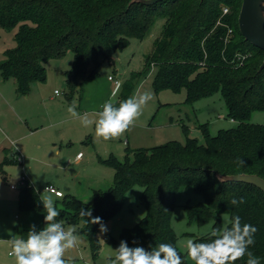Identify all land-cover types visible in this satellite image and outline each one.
I'll use <instances>...</instances> for the list:
<instances>
[{
	"label": "trees",
	"instance_id": "trees-1",
	"mask_svg": "<svg viewBox=\"0 0 264 264\" xmlns=\"http://www.w3.org/2000/svg\"><path fill=\"white\" fill-rule=\"evenodd\" d=\"M130 1L0 0V28H16L14 46L2 53L0 76L13 78L17 94L26 95L32 82L45 80L46 60L69 50L73 64L66 71V82L73 88L79 80L94 76L99 64L126 47L129 38L142 40L155 17H160L164 19L160 36L142 69L122 83L114 104L131 96L137 81L154 67L155 90L185 89L186 103L220 90L228 117L238 124L213 136L202 125L204 142L186 135L184 142L169 140L151 147L126 148L123 160L110 155L106 162L114 168L112 185L93 190L90 202L68 193L59 197L55 202L61 215L56 219L76 225L96 255L99 226L91 222L82 225L80 208L92 206L93 216L105 221L120 210L125 191L139 184L145 213L134 226L121 230L120 239L130 244L137 239L145 247L172 243L187 264V250L178 248L170 216L179 189L190 186L201 194L203 202L183 205L189 218L195 217L199 223L212 219V228L221 229L220 213L229 218L240 215L242 223L258 229L250 249L264 264V192L249 183L217 177L247 173L264 179V124L248 122L252 111H264V66L260 68L264 50L248 43L238 29L242 0ZM16 161L15 157L5 158L0 170L3 164ZM22 181L17 192L18 210L36 211L43 221L46 210L39 191L28 179ZM233 197H243V203L231 205ZM27 229H20L19 236L26 237ZM201 238L206 234L193 240ZM246 260L245 256L234 264H246ZM191 264H195L193 259Z\"/></svg>",
	"mask_w": 264,
	"mask_h": 264
},
{
	"label": "rangeland",
	"instance_id": "rangeland-1",
	"mask_svg": "<svg viewBox=\"0 0 264 264\" xmlns=\"http://www.w3.org/2000/svg\"><path fill=\"white\" fill-rule=\"evenodd\" d=\"M163 23L164 19L155 17L142 40L129 38L126 47L99 64L94 76L79 80L73 88H69L66 82V71L73 64L69 50L60 57L46 60L45 80L32 82L26 95L17 94L13 78L2 79L0 76V163L13 154L19 156L15 163L3 164L4 174L0 171V237H4L0 238V264H15V258L8 254V236L19 237V230L32 223L42 226L38 212L17 208L22 177L32 183L41 198L52 195L55 201L63 197H55L44 190V186L50 183L65 193L90 202L93 190H106L112 185L114 168L106 162L110 155L123 160L127 149L151 147L169 140L184 142L186 135L204 142L202 125L213 136L220 129L238 124L228 117L220 90L193 103L185 102V89L155 90L152 86L154 67L137 81L132 92V95L151 92L152 98L143 107L142 115L123 134L104 139L96 135L94 125L83 126L78 116L67 111L68 106L74 104L80 114L87 113L90 119H94L105 101L116 103L122 83L132 72L142 69L154 40L161 34ZM15 31L16 28H0V60L3 51L14 46ZM109 76L119 79V84L114 85ZM248 122L264 124V111H252ZM12 141L18 142L17 148ZM77 153L82 154L78 160L75 158ZM3 175L6 181L2 179ZM11 183H15L16 188H10ZM141 191L139 184L128 188L120 210L104 221L109 231L106 234H101L99 229L96 231L99 243L96 255L92 254L89 239L79 233L76 247L68 249L65 257L71 258L74 264H106L112 247L121 240V230L134 226L145 213L139 200ZM198 202H203V197L190 186L179 189L170 223L182 252L187 250V240L212 230V219L199 223L195 217L190 219L183 209L184 204ZM219 216L222 229L229 217L227 213ZM63 224L66 228L69 226ZM191 262L187 256V264Z\"/></svg>",
	"mask_w": 264,
	"mask_h": 264
},
{
	"label": "clouds",
	"instance_id": "clouds-1",
	"mask_svg": "<svg viewBox=\"0 0 264 264\" xmlns=\"http://www.w3.org/2000/svg\"><path fill=\"white\" fill-rule=\"evenodd\" d=\"M152 98L151 92L133 94L118 104L111 100L105 101L97 111L96 117L90 119L87 113L80 114L74 104L67 111L72 116H78L85 127L93 126L97 136L109 139L123 134L129 126L142 115L143 107ZM17 148V141H12ZM82 154H78L77 159ZM240 164L244 161L237 158ZM55 196L64 193L49 188ZM40 203L46 210L43 214L42 226L36 223L29 225L25 236H8L9 255L15 258V264H74L71 258L65 257L68 249L76 247L80 236L76 225L67 228L56 218L61 215L52 195H45ZM231 205L243 203V197H233ZM93 207H81L80 223L89 222L99 226V232L106 234L109 229L100 216H93ZM86 218V219H85ZM242 217L234 214L222 228L213 227L206 238L187 240V255L195 264H234L242 257H247L246 264H260V257L250 249L255 244L257 227L254 224L242 223ZM4 238V237H0ZM184 257L177 248L168 242H160L156 246L145 247L137 239L131 244L121 239L112 254L106 257V264H183Z\"/></svg>",
	"mask_w": 264,
	"mask_h": 264
},
{
	"label": "water",
	"instance_id": "water-1",
	"mask_svg": "<svg viewBox=\"0 0 264 264\" xmlns=\"http://www.w3.org/2000/svg\"><path fill=\"white\" fill-rule=\"evenodd\" d=\"M153 4L159 0H131L130 2ZM238 29L244 39L253 46L264 50V0H242L238 18ZM264 66L262 61L260 68ZM221 181H240L252 184L264 192V179L257 174L240 173L236 175L217 174Z\"/></svg>",
	"mask_w": 264,
	"mask_h": 264
},
{
	"label": "built area",
	"instance_id": "built-area-1",
	"mask_svg": "<svg viewBox=\"0 0 264 264\" xmlns=\"http://www.w3.org/2000/svg\"><path fill=\"white\" fill-rule=\"evenodd\" d=\"M222 11H223V13H226L227 11H228V8L226 7V6H224L223 8H222ZM228 32H230V29L228 30ZM109 79H112V77H110L109 76ZM114 82V85H118L119 84V81L118 80H114L113 81ZM56 93H57V91H55ZM78 154H81V153H77V155H76V157L78 156ZM14 156H16V160L18 161L19 160V156L18 155H14ZM24 179V177H22L20 180H19V184H22L23 183V180ZM10 185V187L11 188H16V185H15V183H11V184H9ZM49 188H52V189H55V190H57V191H61V190H59V189H56V188H54V186L53 185H45L44 186V190L45 191H49ZM49 192H51V191H49ZM62 192V191H61ZM53 194H54V192H52ZM55 195V194H54Z\"/></svg>",
	"mask_w": 264,
	"mask_h": 264
},
{
	"label": "crops",
	"instance_id": "crops-1",
	"mask_svg": "<svg viewBox=\"0 0 264 264\" xmlns=\"http://www.w3.org/2000/svg\"><path fill=\"white\" fill-rule=\"evenodd\" d=\"M115 79L119 81V79H117V78H113V77H112V79H109V80H113V81H114ZM113 84H114V83H113ZM27 94H28V93H27ZM14 155H17V153H16V154H13V155L11 156V158H13ZM76 155H77V154H76ZM80 157H81V156H80ZM9 158H10V157H9ZM75 158L77 159L76 156H75ZM77 160H78V159H77ZM10 164H12V163H10ZM0 171H1V170H0ZM1 172H2V174H4L3 166H2V171H1ZM3 177H5V180H4V181H6V176L3 175V176H2V179H3ZM31 184H32V183H31ZM49 184H50V183H49ZM49 184H47V185H49ZM50 185H53V184H50ZM53 186H54V185H53ZM10 188H11V187H10ZM54 188L59 189V188H57V187H55V186H54ZM12 189H13V188H12ZM59 190H61V189H59ZM61 191H62V190H61ZM48 192H49V191H48ZM62 192H63V191H62ZM49 193L53 194L52 192H49ZM63 193L66 194L65 192H63ZM53 195H54V194H53ZM54 196H55V195H54ZM55 197H57V196H55ZM8 254H9V252H8Z\"/></svg>",
	"mask_w": 264,
	"mask_h": 264
}]
</instances>
